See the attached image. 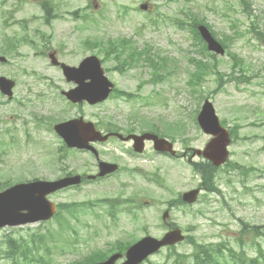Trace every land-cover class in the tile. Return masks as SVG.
I'll use <instances>...</instances> for the list:
<instances>
[{
	"label": "rangeland",
	"instance_id": "obj_1",
	"mask_svg": "<svg viewBox=\"0 0 264 264\" xmlns=\"http://www.w3.org/2000/svg\"><path fill=\"white\" fill-rule=\"evenodd\" d=\"M47 1H51L56 9L49 25L45 22L43 9ZM146 1L153 4V11L139 9ZM247 2L253 11L252 16L245 12L242 0H27L13 16L16 3L3 4L0 0V45L20 44L17 52L5 55L8 63H0V75L18 83L10 103L0 92V182L8 183L7 187H10L37 178L54 179L61 175L63 168L81 173L87 170L84 164L91 162L87 154L74 151L66 153L68 157L58 162L61 156L58 140L48 132H35L38 127L31 124L33 114L49 120L84 116L95 123H116L122 127L155 123L162 131L173 129L178 153L191 154L194 150H203L211 139L200 129L196 116L197 110L200 111L204 101L209 99L226 126L231 129L239 124L242 129L238 140L229 147L230 163L218 172L217 185L221 194L204 191L198 204L174 211L171 220L197 242L223 244L227 253L229 248H234L237 253L242 251L241 221L260 226L261 235H248L245 249L247 257L258 258V264H264V0ZM193 19H204L218 40L228 38L226 54L217 55V72L223 75L222 81L219 75L209 72L204 74L202 84L196 86L198 79L191 76L199 68L190 62L191 58L214 63L210 56L200 52L201 42H197L189 26ZM180 23L182 26L178 25ZM123 37L132 40L140 50L150 47V55L161 62L153 63L157 67L163 63L158 56L170 59V62L164 61L161 69L165 78L157 84L149 82L155 74L142 60L124 74L107 73L119 90L139 95V100L127 101L111 96L96 106L84 104L81 110L78 105L63 99L60 89H69L74 84L67 83L61 69L53 67L49 53L57 50L60 61L76 66L84 58L100 52L98 46L87 47L89 40L105 44L108 40ZM22 38H30L35 43L31 46L22 42ZM47 39L50 44L45 47ZM98 40L102 41L96 42ZM232 54L249 66L246 72L249 82L229 79L234 71ZM98 56L102 58V55ZM112 61L104 64L105 71L116 65ZM29 76H52V84L60 89L51 90L54 96L49 100L39 98L43 93H29L26 89V85L35 81ZM191 78L196 80L195 87L188 84ZM46 84L39 83L38 90L43 92ZM153 98L158 100L152 101ZM143 101L152 106L141 104ZM181 131H184L182 135L177 133ZM114 156L119 157L118 154ZM181 161L156 156L147 165V172L159 168L158 173L165 181L163 186L140 177L122 175L101 184H84L52 196L51 200L59 205L113 199L121 197L124 186L130 185L132 188L126 195L139 194L144 208L135 225L128 216L119 214L117 219H112L104 205L82 211L73 222L76 238L65 236L60 240L59 223L67 216L59 211L58 218L46 223L5 228L0 232V264L13 262L6 254L11 239L32 247L33 242L38 243L41 234H46L48 240L56 237L53 243L60 249L52 248L50 264H69L97 249L107 251L116 241L145 236L144 226L151 235L160 236L164 232L160 224L165 202L200 183L191 164ZM200 161L193 159V162ZM234 164L239 167L233 169ZM146 201H150V205ZM70 244L76 245L69 247ZM49 245L53 247L52 243ZM64 248L68 252L65 255L62 253ZM177 251L191 254L193 248L189 244H180ZM43 253L40 251L36 257L43 256ZM167 255L164 250L153 257V264H162Z\"/></svg>",
	"mask_w": 264,
	"mask_h": 264
},
{
	"label": "water",
	"instance_id": "obj_2",
	"mask_svg": "<svg viewBox=\"0 0 264 264\" xmlns=\"http://www.w3.org/2000/svg\"><path fill=\"white\" fill-rule=\"evenodd\" d=\"M142 9H147V5H142ZM200 31L209 45V50L218 54H223V47L212 38L210 32L205 27H200ZM54 65L60 64L68 81L77 83V87L65 95L74 103L88 101L90 104H98L108 99L113 90L114 84L105 76L102 62L97 56L85 58L79 67H72L65 63H60L51 55ZM7 58L0 56V63H6ZM88 82V83H87ZM16 82L8 77L0 76V92L9 100L14 97ZM198 122L205 133L213 135L215 138L206 146L204 156L212 160L216 166L227 160V147L230 144L229 133L220 125L215 107L209 101L203 105L198 116ZM55 130L66 140L70 147H87L89 140L106 141L109 136H103L98 132L92 122H84L83 119L73 120L55 127ZM136 143L145 138L152 139L158 151L171 152L176 154L173 144L166 139H162L153 134H145L141 137L133 135ZM129 137L128 139H130ZM201 154V152H198ZM109 164L103 163L101 175L109 172L106 169ZM116 168V167H115ZM81 182L80 176L65 178L59 181H32L17 184L3 192H0V229L6 226H19L39 221L51 219L56 213L55 204L51 203L47 196L58 189L69 185H76ZM198 191L185 195L184 199L192 203L196 200ZM183 240L179 231L171 232L161 240L146 238L132 246L127 252V261L124 264H139L160 248L173 245ZM120 254L112 256L107 262L100 264H114Z\"/></svg>",
	"mask_w": 264,
	"mask_h": 264
},
{
	"label": "trees",
	"instance_id": "obj_3",
	"mask_svg": "<svg viewBox=\"0 0 264 264\" xmlns=\"http://www.w3.org/2000/svg\"><path fill=\"white\" fill-rule=\"evenodd\" d=\"M10 0H3V2H9ZM17 2V8L14 11H19L21 5L26 1V0H14ZM27 2V1H26ZM4 4V3H3ZM44 11L46 13L45 15V22L46 24H50L51 21L54 19L53 17V12L56 10L54 9L53 3L52 2H46L43 5ZM54 9V10H53ZM52 12V14H51ZM246 12H248L250 15L252 14V11L250 8L246 9ZM196 23H204L205 20H196ZM209 28L211 26L207 25ZM191 31L194 33L195 37L199 39L203 45H204V50H207L206 44L204 41L201 39L198 30L196 28V24L190 25ZM259 32H256V34ZM213 35L217 37L215 32ZM258 35V34H257ZM102 40H98L96 42H100ZM219 41L225 46L228 44V38H223L219 39ZM11 42V41H8ZM105 42V41H104ZM227 42V43H226ZM93 45V44H92ZM94 45L99 46L101 48L100 52L105 54V57L109 58L110 55H113V57L120 59V60H125V62L132 63L131 65H138L139 61L141 62L146 61L149 65H151L154 69L155 73V78L151 80V82L159 83L164 79L161 73L159 71L164 68V61H167V58L158 56L162 61V65L157 67L153 65V63H158V61L155 60L154 57L150 55L151 53V48L147 47L144 49H139L135 43L132 40L119 38V39H113V40H108L104 43H94ZM93 45V46H94ZM19 49V44H14V43H6L0 45V54L2 55H8V53H14L17 52ZM207 53L209 56L213 57L212 59L214 60L213 64H207L206 60L202 59H192V62H195L198 64L199 68H205L208 72H210L212 69H214L212 72L216 73L217 75L220 76V81L223 80V75L219 74L217 72V57L213 53H209L207 50ZM233 72L229 75L230 80H235V81H245L249 82L250 78L247 76V71L249 70V66L245 65L243 63V60L240 59L238 56L233 55ZM105 58L103 59V62H105ZM239 68V72H236V69ZM204 77V74L198 73L196 75V80L198 79L197 83L198 85L202 84V79ZM193 78L190 80V85H194L195 81ZM133 97H129L128 99H132ZM143 124H147L148 128L151 129H157L160 131L161 129L155 125V123H148V122H142ZM239 126H236L235 129L232 130V133L234 134L235 138L238 135L239 132ZM171 131H164L167 134V137H172L170 133H173V129H170ZM179 134L184 133V131L177 132ZM239 166L237 164H234L232 166L233 169L238 168ZM199 172H201L204 177L203 179L206 182V185L208 186V190L213 191V192H218L220 193V190L218 189L214 179H215V174L218 172V169L214 168L212 164L210 163H205L204 167L199 169ZM9 184L8 183H1L0 182V190H3L6 188ZM107 202V201H105ZM61 205L60 210L64 211L65 209H68V214L73 216L75 213L78 211V206H84L87 205L86 203L83 204H66ZM242 225V234L243 237L240 239V248L242 251L240 253H237L234 248H229L227 253L224 249L225 246L223 244H202L197 242L193 237H190L188 239L189 245L192 246L193 251L191 254H186V253H179L177 251L176 247L170 248L169 253L165 259V261L162 264H258L259 259L258 258H249L247 257V250L245 249V239L248 235L252 234L254 237H259L261 235V231L259 230L260 227L257 226H251L243 221L240 222ZM61 227L64 229H68V226L61 224ZM245 236V237H244ZM68 237V235H66ZM134 241H128L122 244H117L116 248L111 250V252H115L116 250L124 252L129 246ZM36 251H38V248H36ZM6 254L9 258L11 259H16L18 257H23L25 262L28 261L27 255L21 251L20 247H14L12 244L9 246L8 250L6 251ZM108 253H104L103 251H97L94 254H89V256L82 258L80 261L75 262L74 264H92L98 261H102L106 259ZM36 261L38 263H43V258H36ZM15 264V263H13Z\"/></svg>",
	"mask_w": 264,
	"mask_h": 264
},
{
	"label": "flooded vegetation",
	"instance_id": "obj_4",
	"mask_svg": "<svg viewBox=\"0 0 264 264\" xmlns=\"http://www.w3.org/2000/svg\"><path fill=\"white\" fill-rule=\"evenodd\" d=\"M113 60V61H112ZM112 62H117L116 59H112ZM117 73L118 71H111L110 73ZM29 78H35V81L33 83H30L26 85V89L29 93H43L39 95V98H46V100L51 99V97L54 96L53 93H51V90H58L60 89L58 86L53 85L52 78L54 77H48V76H29ZM67 79V78H66ZM44 82L47 83L44 85V91L40 92L38 90L39 88V83ZM67 83L69 82L68 80L66 81ZM72 83V82H69ZM77 85H74V87H71L66 90H61V93L67 92L73 88H75ZM117 94H127L126 92H123L119 89L116 90ZM63 99H66L63 96ZM84 104H80V108L82 110V107ZM39 119L44 122L45 120L42 117H39ZM68 118H58L56 124L60 122H65L64 120L67 121ZM40 120H37L35 117L33 118V121L31 124L35 123L37 127H43L42 125H38L40 123ZM46 123V122H45ZM44 123V124H45ZM56 124H50L48 126V131L54 133V137L60 144H65L64 139L59 135L55 130L54 127ZM103 130H107V133H120L123 132L124 136H128L131 134H137L139 136H142L146 133H151L158 135L159 137H164L162 130L158 131L157 129H151V128H146L144 124H142L138 129L134 128H124L120 126L119 124H105ZM101 127V128H102ZM167 137V136H165ZM167 139H170L167 137ZM112 143L113 145L106 146L107 144ZM98 154H95V152H89L90 153V158H92L90 163H85L83 167L87 168V170L82 171L81 173L76 172L73 169L67 170V173H70L66 176H72V175H82L83 181L86 184H101L104 181H107L108 179L112 178L114 175H116L118 172L120 174H124L127 176H133V177H141L142 175L148 177L149 179L156 178L158 176H161L159 172V168H155L154 172H147L146 167L147 165L151 164L156 156L160 157H167L170 158L171 160H186L188 163L193 162L194 158L201 159L200 156H197L198 154H195L194 151L189 155L187 153H177L176 156H172L169 153H163L157 151V149L154 146V141L149 138H145V140H141L139 143L136 144L135 139H130V140H122L116 135H113L109 140L105 142L104 145H99L97 148ZM118 154L119 157H115L114 155ZM103 163H108V164H116L118 166V170L115 173L107 174L105 176H97L103 167ZM108 168H112L111 166H108ZM62 173V172H61ZM63 174V173H62ZM162 177V176H161ZM71 189L75 187H70ZM132 188V186H130ZM197 188L202 189L203 191L206 189L205 183L202 185H199ZM133 202H130L127 215L129 216V219L133 221L136 220L141 212V200L140 198L137 197V194H134L132 198Z\"/></svg>",
	"mask_w": 264,
	"mask_h": 264
}]
</instances>
